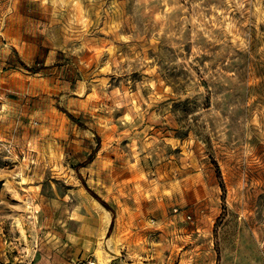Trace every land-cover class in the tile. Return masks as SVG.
<instances>
[{
	"label": "rangeland",
	"instance_id": "obj_1",
	"mask_svg": "<svg viewBox=\"0 0 264 264\" xmlns=\"http://www.w3.org/2000/svg\"><path fill=\"white\" fill-rule=\"evenodd\" d=\"M83 259L264 264V0H0V264Z\"/></svg>",
	"mask_w": 264,
	"mask_h": 264
},
{
	"label": "trees",
	"instance_id": "obj_2",
	"mask_svg": "<svg viewBox=\"0 0 264 264\" xmlns=\"http://www.w3.org/2000/svg\"><path fill=\"white\" fill-rule=\"evenodd\" d=\"M21 66H22L24 69L28 70V71H32V69H30V67H28V66L25 65L24 63H21ZM65 114H66L67 117H68L69 119H71L73 122H75V123H77V124L80 125L79 121L76 120L72 115H70V114H68V113H66V112H65ZM95 139L98 141V138H97L96 136H95ZM90 159H91V156L89 157V160H90Z\"/></svg>",
	"mask_w": 264,
	"mask_h": 264
},
{
	"label": "built area",
	"instance_id": "obj_3",
	"mask_svg": "<svg viewBox=\"0 0 264 264\" xmlns=\"http://www.w3.org/2000/svg\"><path fill=\"white\" fill-rule=\"evenodd\" d=\"M75 264H99L95 259H83Z\"/></svg>",
	"mask_w": 264,
	"mask_h": 264
},
{
	"label": "bare ground",
	"instance_id": "obj_4",
	"mask_svg": "<svg viewBox=\"0 0 264 264\" xmlns=\"http://www.w3.org/2000/svg\"><path fill=\"white\" fill-rule=\"evenodd\" d=\"M99 259V258H98ZM101 260V259H100ZM104 264V263H103ZM106 264V263H105Z\"/></svg>",
	"mask_w": 264,
	"mask_h": 264
}]
</instances>
